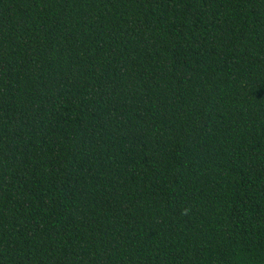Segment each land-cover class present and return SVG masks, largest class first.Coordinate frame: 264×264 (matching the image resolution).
Here are the masks:
<instances>
[{"label":"trees","instance_id":"trees-1","mask_svg":"<svg viewBox=\"0 0 264 264\" xmlns=\"http://www.w3.org/2000/svg\"><path fill=\"white\" fill-rule=\"evenodd\" d=\"M0 264H264V0H0Z\"/></svg>","mask_w":264,"mask_h":264}]
</instances>
